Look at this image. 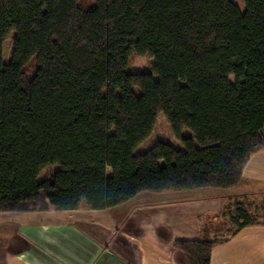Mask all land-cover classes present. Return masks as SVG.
Masks as SVG:
<instances>
[{
    "label": "trees",
    "instance_id": "16d2710c",
    "mask_svg": "<svg viewBox=\"0 0 264 264\" xmlns=\"http://www.w3.org/2000/svg\"><path fill=\"white\" fill-rule=\"evenodd\" d=\"M78 1L0 0V212L236 186L264 149V0ZM132 55L150 70L132 71ZM159 113L183 149L135 152ZM234 214L232 235L258 223L241 204ZM222 241L173 245L186 264H209Z\"/></svg>",
    "mask_w": 264,
    "mask_h": 264
},
{
    "label": "crops",
    "instance_id": "0c3cea01",
    "mask_svg": "<svg viewBox=\"0 0 264 264\" xmlns=\"http://www.w3.org/2000/svg\"><path fill=\"white\" fill-rule=\"evenodd\" d=\"M178 193L157 197L163 193L141 192L106 210L89 209L83 202L75 210L0 212V264H186L173 243L196 240L180 235H194L208 226L190 225L188 211L197 208L196 218L228 214L232 221L236 204L258 223L233 235L236 226L229 228L219 239L227 240L212 246L209 264H264V149L250 156L236 186ZM173 203L182 205L183 221L136 210Z\"/></svg>",
    "mask_w": 264,
    "mask_h": 264
},
{
    "label": "rangeland",
    "instance_id": "374dc122",
    "mask_svg": "<svg viewBox=\"0 0 264 264\" xmlns=\"http://www.w3.org/2000/svg\"><path fill=\"white\" fill-rule=\"evenodd\" d=\"M78 4L83 8H92L94 6V0H79ZM12 36L13 33L10 32L3 42V60L4 62H9L11 58V50H12ZM153 65V59L147 56H138L132 55L130 60V68L134 72H147L150 70ZM36 69V60L33 57L29 63L25 67V72L28 77H32L34 75V71ZM183 136L188 135V131H183ZM165 142L176 148L183 149L182 144L178 141L172 134L169 123L162 113H159L156 118V122L151 132L150 136L147 137L135 150V152H144L148 150L151 146H153L156 142ZM59 170V166L57 164H51L46 166L41 170L38 174V180H43L47 178L51 173ZM163 194H154L157 197H165L167 195H179L178 192L173 193L170 191L161 192ZM145 195V194H144ZM141 198H145L141 197ZM129 205V204H128ZM182 207L180 203L167 204L166 206L161 205L158 208H152L149 210H140L136 209L139 213H156V214H169L176 218H180L183 221V210H179ZM131 209V208H130ZM151 211V212H150ZM193 211H197V208H192L188 211V220L189 224L192 226L198 227L201 224H208L207 230L201 231L198 230L194 232V235H180V236H195L191 238L196 239H221L223 236L227 235L229 228H235V224L230 220L228 214L224 216H202L196 218L193 216ZM260 217V216H259ZM258 217V218H259ZM260 220H264L263 217H260ZM183 223V222H182ZM135 225V224H134ZM220 225V226H219Z\"/></svg>",
    "mask_w": 264,
    "mask_h": 264
}]
</instances>
